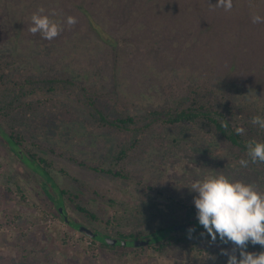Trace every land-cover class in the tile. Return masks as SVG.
I'll list each match as a JSON object with an SVG mask.
<instances>
[{
    "label": "rangeland",
    "instance_id": "rangeland-1",
    "mask_svg": "<svg viewBox=\"0 0 264 264\" xmlns=\"http://www.w3.org/2000/svg\"><path fill=\"white\" fill-rule=\"evenodd\" d=\"M105 1L102 6L104 0H16L15 4L0 0V58L14 56L24 75L47 72L73 80L55 92L38 85L28 99H52L46 100L42 112L35 109L30 120H19L16 111L2 119L3 127L22 129L27 140L14 147L0 139V264H227L222 249L231 251L234 246L213 244L199 231L161 252L158 244L137 247L138 251L104 250L99 241L77 228L78 222L111 235L119 229L129 231L126 223L118 227L115 217L154 203L157 217L138 227L146 236L178 216H186L183 222L197 219L196 211L182 206L194 205L197 195L187 185L206 175L223 173L264 191L258 175L238 166L223 144L217 146L213 141L208 151L195 146L186 157L175 154L157 161L153 155L150 160L117 163L114 155L132 132H93L85 90L113 113L143 114L152 107L176 104L196 81L216 78L222 90L231 88V102L254 104L264 113V23L252 22L255 14L264 17V0L255 6L239 0L240 6L248 5L239 9L241 19L221 20L216 11H205L194 19V23L201 21L200 32L199 26L182 33L181 47L177 35L161 31L183 17L178 16L175 0H117V6L115 0ZM18 2L22 6L17 7ZM166 5L171 8H163ZM40 7L46 13L55 12L52 18L57 21L64 22L71 15L78 22L70 28L65 23L51 41L39 33L33 35L28 31L31 15ZM214 20L207 31L204 26H212ZM216 29L224 32L218 35ZM108 32L115 40L111 44L103 39ZM17 148L37 152L52 167L38 164L28 154L18 157ZM91 166L123 168L130 178ZM47 169L50 175L45 176ZM62 189L68 194L61 193ZM71 194L80 197L76 202L98 213L99 220L92 222L76 210ZM57 206L66 208L69 222L59 216ZM175 230L174 239L187 235L182 229ZM236 254L239 258V250Z\"/></svg>",
    "mask_w": 264,
    "mask_h": 264
},
{
    "label": "trees",
    "instance_id": "trees-1",
    "mask_svg": "<svg viewBox=\"0 0 264 264\" xmlns=\"http://www.w3.org/2000/svg\"><path fill=\"white\" fill-rule=\"evenodd\" d=\"M120 1L127 3L133 2L132 0ZM169 1L170 0H167V3H170ZM175 1L177 2L176 6L178 8H176L178 9V16L183 17L179 22L177 19L176 25H170L171 28L169 29L161 28V31H168L172 36L177 35L178 39H180L178 45L181 47L183 40L182 33L193 31L194 28L199 27L201 21L197 20V22L194 23V19L197 18V16L200 17L205 11H216V13H218V18L221 20H224L226 17L232 19V16L236 19H241L243 12L238 16L239 9L248 8V5L255 6L262 0H247L248 5L244 3L242 6H240L242 2L233 0L231 11H225L222 7H216L218 0H187L183 4H181V0ZM8 2L15 4L16 0H5L3 4ZM105 3L106 1L104 0L102 6H104ZM17 4V7H20L23 2H18ZM77 5L79 8H82L86 14L92 15L89 9L83 8L81 4ZM114 6H117V0H115ZM163 8H171V6L166 5L165 7L163 6ZM182 8L188 9L186 14L179 13V11L183 12ZM183 18H185L186 21H184ZM215 22L216 20H214L212 26L211 24L205 25V29L210 31ZM200 30L201 26L199 27V32ZM216 30L219 32L218 35H220L221 31L222 33L224 32L222 29ZM107 35L106 38L103 37L104 41L108 44L115 41L111 34L109 35V32ZM13 57L9 55L7 59L0 58V139H4L10 146L15 147L19 145L22 146L27 140V136L22 129L13 127L11 130H8L7 127H3L2 119L4 117L11 118L16 111L17 114L20 115L19 120H30L33 118L35 109L42 112L46 100L52 99L51 97H47L46 100L40 99L37 102L29 100L28 97L35 94L39 86L44 85L46 87V92H55L60 87L73 83V80L67 77L63 78L61 75L57 74L52 75L47 72L43 76L34 74L24 75L17 69L19 68V63ZM229 73L231 74L230 71ZM224 90L221 89L216 78H204L201 79L200 82L196 81V83H193L186 97L176 102V104H162L157 107H152L143 114L125 112L113 113L108 110L103 103L98 101L99 97H95L93 94L87 92V90H85L86 98L84 101L89 116L91 117L90 121L93 124V132L98 134L112 131L132 132L131 138L114 155V160L117 163L125 162L133 158H135V161L150 160L153 155L158 158L157 161L161 158L168 160L175 154L178 155V157H186L187 152L191 151L195 146H204L206 147L205 150L208 151V147L211 145L212 141L216 143L215 145L217 146L223 144V147H225L223 149L228 150L236 161H239L241 158L248 159V142H264V129H260L258 126L253 125L251 123V118L257 115L264 117V113L252 103V105H249L241 102V104L234 103L233 101L231 102V99L228 98V96L231 95V88ZM36 104L37 108L35 107ZM43 110H45V108ZM17 117L18 116H15V119ZM225 124H227V127H224ZM237 126H243L246 129L244 135L236 134L235 127ZM36 145L39 146V144ZM14 153L17 154L18 157H27L26 154H28L38 164L45 165L47 168L52 167V162H49L45 157L40 156L37 152L32 150L28 152L18 150ZM91 168L115 177L124 179L130 178V173L126 172L123 168H105L103 166H91ZM245 169L258 175L264 183V163H249L248 167ZM44 175H50V170L47 169ZM55 185L56 183H54V186ZM150 187L152 188V186ZM61 191V193L66 194L68 190L62 189ZM46 195L48 194L46 193ZM74 195L71 194L70 196L74 208L92 222L99 220L98 213L76 202L75 199L80 197H78V195H75V197ZM154 204L155 205L136 207L131 212L125 210L120 217L114 216L119 220L117 224L118 227L126 223L125 225L129 226L127 228H130L129 231L119 229L116 231L115 235L107 234L105 231L102 233L98 231V229H92L78 222L76 225L78 229L84 227L85 230L82 232L85 234H88V231L97 234L96 236H92V238H94L95 241H99L104 250L135 248V251H138V248H143L146 245L158 244L156 248L162 252L171 249L177 243L179 245L185 241V238L188 236L195 235V231H199L201 236L208 239V241L213 244H225L218 236L215 241H212L210 235L207 234L199 224L198 219H191L186 222L194 229L191 234H189L188 229L183 228L182 230L185 231L187 235H184L183 238L178 240L177 238L174 239L172 232L176 231L175 226L180 223H185L183 221L186 220V216H178L172 223L158 226L150 232L149 236H146L145 233L138 231V227L144 225L148 220L150 221V218L155 219L157 217L155 213L156 203ZM182 207H184L183 209L189 208L190 211H196L194 205ZM63 210L64 212H61L60 207L57 206L59 216L66 221L64 214H67V211L64 206ZM172 228H174L173 231H171ZM107 238H109V240H107ZM115 239H118V242L113 241ZM139 240L142 241V244H137ZM146 240H149V242L146 243ZM251 249L264 251V247H261L259 244L252 245L249 243L246 250Z\"/></svg>",
    "mask_w": 264,
    "mask_h": 264
},
{
    "label": "clouds",
    "instance_id": "clouds-1",
    "mask_svg": "<svg viewBox=\"0 0 264 264\" xmlns=\"http://www.w3.org/2000/svg\"><path fill=\"white\" fill-rule=\"evenodd\" d=\"M216 7L231 11L233 0H218ZM55 15V12L46 13L40 7L31 15L28 31L33 35L39 33L44 39L51 41L64 30L65 23L70 28L78 22L71 15L60 22L52 18ZM252 22L264 23V17L255 14ZM251 123L264 129V117L253 116ZM235 132L237 135H244L246 129L237 126ZM247 157L248 159L241 158L238 161L242 168H247L249 163H264V142L249 141ZM187 186L197 193L193 201L197 219L212 241L218 236L225 244L231 243L234 246L231 251L222 249V254L228 257L227 264H264V251H246L249 243L264 247V191L259 190L254 183L230 179L223 173L206 175ZM193 231L192 228L188 229L189 234Z\"/></svg>",
    "mask_w": 264,
    "mask_h": 264
},
{
    "label": "water",
    "instance_id": "water-1",
    "mask_svg": "<svg viewBox=\"0 0 264 264\" xmlns=\"http://www.w3.org/2000/svg\"><path fill=\"white\" fill-rule=\"evenodd\" d=\"M60 210H61V212H64L63 207H60ZM64 218H65L66 222H69V221H70V219H69V217H68L67 214H64ZM183 228H185V229H189V228H191V225H190L189 223H186V222H185V223L177 224V225L175 226V229H177V230H178V229H183ZM80 230H81V231H84L85 229H84V227H80ZM173 230H174V228L171 229V231H173ZM87 233H88V235H90L91 237L97 235V234L93 233L92 231H88ZM107 240H109V238H107ZM113 241H115V240H113ZM145 242L148 243L149 240H146Z\"/></svg>",
    "mask_w": 264,
    "mask_h": 264
}]
</instances>
